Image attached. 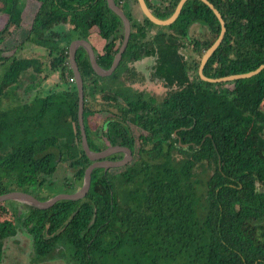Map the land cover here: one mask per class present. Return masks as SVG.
Masks as SVG:
<instances>
[{"label": "trees", "instance_id": "1", "mask_svg": "<svg viewBox=\"0 0 264 264\" xmlns=\"http://www.w3.org/2000/svg\"><path fill=\"white\" fill-rule=\"evenodd\" d=\"M35 1L39 6L27 40L46 49L50 70L59 72L68 85L59 96L53 93L31 104L20 101L0 107V193L16 185L41 188L64 162L74 169L71 183L81 184L91 160L82 146L69 46L74 37L88 39L97 27L107 43L97 58L108 68L124 38L122 21L107 0ZM146 1L166 19L180 0ZM209 1L222 14L227 31L206 63L205 75L246 73L264 64V0ZM19 2L0 0V12L9 16L0 29V102L29 69L43 73L38 59L2 54V45L21 26ZM68 22L73 25L68 33L55 28ZM144 23L132 24L130 48L144 40L148 26L154 25L146 17ZM196 24L208 32L192 35L198 57L186 60L180 52L185 46L182 40L190 41ZM159 27L163 30L154 42L170 91L155 106L143 98L127 101L129 109H119L118 119L110 118L106 128L110 141L124 139L134 149L137 138L142 139L138 156L107 172L95 169L81 206L78 201H62L38 210L44 215L31 234L35 243H41L48 221V232L55 234L74 214L62 233L85 249L80 254L82 264H264V191L260 189L264 186V70L219 83L200 77L201 58L221 31L218 17L201 0H188L172 25ZM76 59L84 79L88 141L99 142L100 128L90 123L94 71L83 47ZM68 76L73 80L68 82ZM229 82L233 87H228ZM132 127L141 129L138 137ZM198 167L208 173L206 178L198 176ZM57 235L43 241L50 244Z\"/></svg>", "mask_w": 264, "mask_h": 264}, {"label": "flooded vegetation", "instance_id": "2", "mask_svg": "<svg viewBox=\"0 0 264 264\" xmlns=\"http://www.w3.org/2000/svg\"><path fill=\"white\" fill-rule=\"evenodd\" d=\"M115 1L117 5L121 9H123L127 14V16L129 17L131 21L132 33L133 30H135L132 27L134 21H138L142 25L143 24L145 25L144 16L139 6L138 7L141 13V17L143 19H140L139 17L136 16L135 13H133L136 7L135 5L138 3V1L137 3H135L134 1H132L134 3L130 1L126 2L125 0H115ZM122 29L124 35L123 21H122ZM162 30H163L162 27H160V29H158V32H156L155 36L159 34V32ZM191 31L192 29L190 30V35H191L190 42L194 40L192 38ZM168 32L174 35H178L176 33L171 32L170 29ZM145 39L140 41L138 40L137 42H135L136 43L135 48L133 47L130 48L129 45L130 40H129L122 58L120 59L119 62H117V64L115 63L116 68L111 75L101 76L94 73V79L92 80L93 81L92 86L94 90H92V87H90V92L93 91L92 92L93 104L91 105V109L93 110L92 114L100 115L102 111L107 112L108 110L107 108L101 110V107L102 105L108 104L110 108L109 113L111 117L110 116L106 117L104 122L100 124L101 126L100 133L102 137L99 138V140H97L99 142H95L92 140H90V142L88 141L89 146L93 151H101L107 148L117 147V146L128 147L132 151V155H133L132 160H134V158L138 156L136 154L140 149L139 145L136 146L134 149L129 145L125 144L124 139H119L118 142L110 141L107 137V130H105L104 128L105 125L108 123L110 118L118 119L116 114L119 113L120 111L119 109H121L122 111L123 109H127V110L129 109V105L127 101L139 100L140 98H143L144 100L150 102L152 106H155L156 103H160L165 98V96L162 98H158L156 96L155 92H159L156 91L159 88L158 86L168 87L169 88L168 92L171 89V87H169L166 84L167 81L164 72L161 71V55L160 53H158L159 50L156 49L157 46L154 42V37L149 38L146 36ZM188 41L189 40H184V41L182 40V42L185 43V46H187ZM122 42L119 44L118 50L115 53L110 66L115 62L116 54L121 48ZM106 44L107 43L105 41L103 48L105 47ZM192 44L194 47V42ZM128 49H129L128 54L124 56L125 52ZM151 49L153 50L155 49L154 53L147 54L146 51H149ZM98 53L99 51H97V56ZM136 54H140V56L135 58L134 56ZM186 60L189 59L186 57ZM110 66L108 68H110ZM109 76H111L110 77L111 80L109 79L108 81L107 79ZM73 78L75 79V76ZM191 79H193L194 81L193 77ZM84 92H85V88H84ZM109 95L113 98L111 100L105 99L106 96ZM138 141L139 140H137L136 143ZM139 143L140 144L142 143V139H140ZM126 157H127V152L123 150H119L108 154L104 159L117 160V159H124ZM93 162L94 161L91 160V163ZM99 168L107 172L109 170L115 169L116 167L108 168V169L104 167H99ZM57 170L55 172H57ZM73 175L74 172L72 176ZM62 176L64 177V179L61 181L63 183L62 188H64L65 191L61 193L75 191L83 185L84 178L81 184L75 183L73 185L70 180L72 176L69 175L70 177H68L67 175L65 176V174H62ZM41 189L43 188L42 187L29 188L25 186L16 185L10 187L9 190L6 191L5 193L4 192L0 193V196L15 191H26L34 194L40 200H47L56 195L54 193H49L48 191H44ZM87 195L82 199L65 200V201L66 202L78 201L77 206L79 207L85 201H87ZM50 208L51 207L46 209H40L34 204H31L29 201L14 197L0 201V226H1L0 227V264H82L83 258L80 256V254H83L85 252V249L77 248L75 244L71 243L69 236L67 234L62 233L63 231L57 235L58 238H56L52 243L47 244V241H43L46 240V238L55 237V234H53L54 231L51 233L48 232L50 221H48V224L44 228L45 238L41 240V243L40 242L35 243L36 239L34 238V236H32L31 231L36 225L39 224V218L41 217V215H44V213L38 212V210H47ZM85 233L86 232L84 231L83 235Z\"/></svg>", "mask_w": 264, "mask_h": 264}, {"label": "water", "instance_id": "3", "mask_svg": "<svg viewBox=\"0 0 264 264\" xmlns=\"http://www.w3.org/2000/svg\"><path fill=\"white\" fill-rule=\"evenodd\" d=\"M107 1H108V5H109L110 9L114 13H116L122 19V21L124 23V38H123L121 48L119 49L118 53L116 54L115 62L110 66V68L104 69L97 60L96 52H95L93 45L87 39H82V38L73 39L70 43V48H69V62L71 64V67H72V70H73V73L75 76V82L77 85L78 95H79L78 120H79V124H80V128H81V134H82V145H83V148H84L86 154L88 155L89 159L94 161L85 169L83 185L75 191L66 192V193H59V194H56L55 196H53L47 200H40L39 198H37L34 194H32L30 192L15 191V192H10V193L3 194L2 196H0V201L6 200V199H9L12 197L21 198V199H24L26 201H29L31 204H34L35 206H37L40 209H46V208L52 207L53 205H55L61 201L82 199L88 194V192L91 188L92 174L96 168H99V167H104L106 169L113 168V167L118 168V167H122V166H125V165L131 163L133 155H132L131 149H129L128 147L117 146V147L107 148V149H104L101 151L91 150V148L89 146V142H88L86 128H85L84 79H83V75L81 73V70L79 68L77 59H76L77 50L80 46L85 49V51L87 52V54L89 56L91 66H92V69H93L95 74L101 75V76L111 75L112 72L116 68L117 62H119L120 59L122 58L123 53L126 50V47L128 45V42L130 40L131 33H132L131 21H130L129 17L127 16V14L125 13V11L117 5L115 0H107ZM137 1L139 4V7L141 9V12L143 13V16L148 18L153 24H155L157 26H170L178 19L184 5L186 4V2L188 0H180L175 11L173 12V14L166 19H162V18L158 17L152 11V9L149 7L146 0H137ZM201 1L206 3L214 11V13L216 14V16L219 19V22L221 25V31H220L218 38L204 52V54L201 58V62H200V66H199L200 77L203 80L210 82V83H219V82H224V81L225 82L235 81V80L242 79V78H250V77H253V76L259 74L262 70H264V64H262L257 69L246 72V73L232 74L229 76H224V77H219V78H211V77H208L207 75H205V73H204L205 65L208 62V60L210 59V57L213 55V53L221 45V43L225 37L227 29H226V22L222 16V14L220 13V11L215 7V5L212 2H210L209 0H201ZM174 135H176V133H174ZM179 144L183 147L189 146V144H182L181 142ZM119 150H123V151L127 152V157L124 159H117V160H106V159H104L108 154L115 152V151H119ZM73 216H74V214L72 216H70L64 222V224L55 232V234H60L65 229V227L69 224V222ZM95 219H96V215L94 214L92 220L89 223V228L94 224Z\"/></svg>", "mask_w": 264, "mask_h": 264}, {"label": "crops", "instance_id": "4", "mask_svg": "<svg viewBox=\"0 0 264 264\" xmlns=\"http://www.w3.org/2000/svg\"><path fill=\"white\" fill-rule=\"evenodd\" d=\"M32 2L28 1L27 5L23 6V11L21 14V28L26 27L30 31L32 26V20L35 16L34 13H30L31 7L37 4L36 1L31 0ZM39 6V3L37 4ZM29 18H28V17ZM27 17V18H26ZM60 33H68L70 29L73 28V25H71L70 22L67 24H60L55 27ZM98 28L94 27L91 30L90 36L87 40L91 42L93 45L96 57H97V51L101 52L103 49L104 42L106 41L102 37L97 36ZM79 39V37H74ZM12 42L10 45L8 44V40L5 42L2 47L5 49V51L2 52L5 56H11L15 55L18 57V59H38L40 62H42L43 67V73L41 74H35L32 69H29L28 73H24L20 79V82L14 85V89L12 92H8L9 94L2 98L0 102V107H8L12 106L11 103H14L16 105L20 101H25L26 103H34L42 100L45 97L50 96L51 94H57L62 95L66 89L65 86L68 84H64L60 78L59 72H53L50 70V61L48 59L47 51L45 48H43L40 45L34 44L31 41H27L23 44L22 42L18 43V45L15 44V40L12 38H9ZM83 39V38H82ZM31 43V44H30ZM81 48V46L78 48V50ZM11 50V52H9ZM77 50V51H78ZM24 54V55H23ZM98 60V58H97ZM99 62V61H98ZM101 65V64H100ZM102 66V65H101ZM104 69H108L107 67L102 66ZM111 76L108 77V81ZM111 80V79H110ZM67 81L70 82L71 78L68 76ZM69 99V98H67ZM11 102V103H10ZM105 128V127H104ZM105 130H107L105 128ZM264 191V189L262 190Z\"/></svg>", "mask_w": 264, "mask_h": 264}, {"label": "rangeland", "instance_id": "5", "mask_svg": "<svg viewBox=\"0 0 264 264\" xmlns=\"http://www.w3.org/2000/svg\"><path fill=\"white\" fill-rule=\"evenodd\" d=\"M28 1L32 2L31 0H20L21 4L23 6L27 5ZM37 4H35L34 6L31 7L30 13L35 14V12L38 8ZM135 6H134L135 7L134 13L136 14L137 17H139L140 19H143L141 17V13H140V10L138 7L139 4H136ZM16 15H17V12H16ZM16 18H17V16H16ZM8 20H9V16L4 12H0V29L4 28L3 26L8 22ZM158 29H160V27L157 25H149L148 29H147V37L153 38L155 36L156 32H158ZM165 30L169 31V29H166V28H165ZM191 32H192L193 36H195V35L200 36V34L205 35V33H207L208 31H206V28L201 29L200 25L196 24V25L192 26ZM28 34H29L28 28H26V27L21 28L20 27V28L14 30L13 34L9 38H11V39L13 38L15 40L14 41L15 44L18 45V43H20V42L25 43L27 41L26 39L28 37ZM203 35H201V36L203 37ZM97 36L101 38L100 34H97ZM73 39H76V38H73ZM9 41H10V39H8V42ZM193 42L194 41H192V42L188 41L187 46L181 48V50H180L184 55H186V57L189 60L193 57V55H196V57H198V54H196V52L193 50L194 49L193 44H192ZM11 43L12 42L10 41L8 44L10 45ZM5 49H7V48H5ZM9 52H11V50ZM193 75H191V76H193ZM193 78H195V77H193ZM158 87L159 88L156 91H159V92H155L156 96L158 98H162V97L166 96L169 88L168 87H161V86H158ZM228 87H233L232 84H230V82L228 84ZM16 103H17V101H16ZM11 104L14 105V103H11ZM105 108L108 109L107 112L102 111L100 115H92V117L90 119V121H91L90 123H92V126L101 128L100 124H102L104 122L105 118L108 116L111 117V115L109 113L110 112L109 111V109H110L109 105L108 104L102 105L101 110L105 109ZM88 118H89V116L87 117V119ZM107 125H108V123L105 125V128H107ZM133 132L135 133L134 136L138 137L140 134V129H138L137 127H134ZM137 140H138V138H137ZM139 141H140V139H139ZM139 141L136 143L137 146L140 144ZM196 170H197L198 176H200V178H206L208 173H206L201 167H198ZM73 172H74V169L69 166L68 162H64V163L59 164L57 172H55L52 176H48V178H51V179L46 182L45 186H43L42 187L43 189H41V190L48 191L49 193H54V194L64 192L65 189L62 188L63 183L61 182L64 179L62 174H65V176L67 175L68 177H70V176H72ZM59 175H61V176H59ZM30 188H35V186L32 185ZM260 189L263 190L264 186H260Z\"/></svg>", "mask_w": 264, "mask_h": 264}, {"label": "built area", "instance_id": "6", "mask_svg": "<svg viewBox=\"0 0 264 264\" xmlns=\"http://www.w3.org/2000/svg\"><path fill=\"white\" fill-rule=\"evenodd\" d=\"M71 80H73V78H71Z\"/></svg>", "mask_w": 264, "mask_h": 264}]
</instances>
